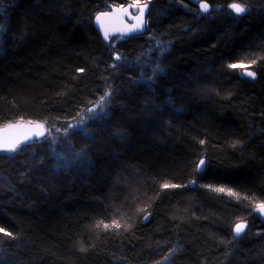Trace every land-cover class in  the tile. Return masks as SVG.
Masks as SVG:
<instances>
[{
	"label": "trees",
	"instance_id": "trees-1",
	"mask_svg": "<svg viewBox=\"0 0 264 264\" xmlns=\"http://www.w3.org/2000/svg\"><path fill=\"white\" fill-rule=\"evenodd\" d=\"M134 1L149 4L147 30L118 40L111 69L93 18ZM196 1L0 0V126L63 133L0 154V264H264L246 203L264 202V0H205L206 14ZM246 58L255 79L227 67ZM106 89L105 112L65 133Z\"/></svg>",
	"mask_w": 264,
	"mask_h": 264
},
{
	"label": "snow or ice",
	"instance_id": "snow-or-ice-1",
	"mask_svg": "<svg viewBox=\"0 0 264 264\" xmlns=\"http://www.w3.org/2000/svg\"><path fill=\"white\" fill-rule=\"evenodd\" d=\"M129 7H136L138 10V15L134 17V19H136L138 22L134 25H132L129 29H128V33H137L140 32L145 25V20H144V11L145 9L148 7L147 3L143 4V5H130ZM201 9H203L204 12H208L209 11V5L208 3H201L200 4ZM229 7L237 14V16L246 13V11H248V9H246L244 6H242L240 3L238 2H234L232 4L229 5ZM121 11L123 12H127L126 8H123V6H121L120 8ZM110 12H105V13H99L96 16L97 21L99 22L101 20L102 17L108 16L110 15ZM5 28L2 24H0V35H3L5 33ZM104 39L105 40H109L110 36L107 30H105L104 32ZM116 60H120V56L117 55L116 56ZM252 64H255L256 61L253 60L251 61ZM112 67H116L115 64L112 65ZM228 68L230 69H236V68H242L243 69V75L250 77L252 79L256 78V72L249 70L248 66H245L243 63H229L227 65ZM79 72H83L84 69H78ZM111 96V92H105V94L103 96H101L100 98V102L94 106L93 108L88 109L89 112H95L96 108H100L101 111H103V107H104V102L105 100ZM23 122V118H20L18 121H16V124L22 123ZM29 124H32V121H28ZM13 124H8L7 127H13ZM36 127L38 129H43L44 128V124L37 122L36 123ZM68 127H73V125L69 124ZM57 131H59V129H57ZM65 131H67V129H65ZM51 130H47V135H50ZM46 136V131H38L36 133H34L33 136H25L23 139H16L13 141H9L8 139L4 138V137H0V152H7V153H15L19 150H21L22 145H25L28 142H31L33 139H39L41 137H45ZM200 143H204V141H200ZM240 143L239 141H236L233 143V147H236V145ZM206 161L204 159H200L199 164L197 166V171L202 170V168L205 166ZM192 183L194 184L195 181H192ZM161 187L163 189H169V188H177V187H181L180 185H176V184H168L165 183L163 185H161ZM210 187L211 186H207ZM213 191L216 192H225L227 191L228 195L230 196H235L237 198H239V194L238 193H234L231 190H226L224 188H214L211 189ZM245 199H247V197H245ZM256 208L258 211H260L261 213H264V203H258L256 205ZM148 217L145 216V220H147ZM100 224H103V228L105 230H110L111 228H116L119 229L121 227V224L117 221H113L111 225L100 222L97 227L100 226ZM125 230H127L128 226H124ZM246 229V224L242 221L237 222L234 226V239L236 238H240L241 235L245 232ZM0 232H4L3 228H0ZM6 236L11 237L12 239H16V237L11 233V232H5L4 233ZM94 247V245L92 246ZM80 251L81 252H87L88 248L84 247L83 245L80 246ZM178 251L177 248H172L171 251L168 253L167 256L164 257V260H169L176 252ZM158 264H160V262H158Z\"/></svg>",
	"mask_w": 264,
	"mask_h": 264
},
{
	"label": "water",
	"instance_id": "water-1",
	"mask_svg": "<svg viewBox=\"0 0 264 264\" xmlns=\"http://www.w3.org/2000/svg\"><path fill=\"white\" fill-rule=\"evenodd\" d=\"M130 5H135V4L129 3L123 7L127 9L126 13L120 10L121 8L120 6H110L107 11L99 12V13H105V12L111 13L108 16L102 17L99 22L96 19V16L99 13L96 14V16L93 19V27L98 32L103 43L109 42L110 39L112 38H118L119 40H123V39H127L130 37H138V36L143 35L146 32L147 30L146 16L148 14L149 5L147 4L148 7L144 11V20H145L144 28L140 32H137V33H128V29L132 25L138 22L136 19H134V17L138 15V10L136 7H129ZM229 9L233 12V14L237 15L230 7ZM134 10H136L137 13L136 12L134 13ZM199 10L202 13H204L203 9H201L200 6H199ZM105 30H107L109 33V36H110L109 40L104 39ZM243 76L247 77L245 75ZM36 123L37 122H33L32 124H29L28 122H22L19 124L11 123L14 125L13 127H7L8 124L4 126H0V137H4L8 139L9 141H13L16 139H23L25 136H33L34 133L38 131H46V136H47V128L45 124H44L43 129H38L36 127ZM46 136L41 137L39 139H33L31 142H28L25 145H29L34 142L42 141L44 138H46ZM0 154H13V153L0 152ZM254 214L257 215L264 222V213H261L256 208L254 209Z\"/></svg>",
	"mask_w": 264,
	"mask_h": 264
},
{
	"label": "rangeland",
	"instance_id": "rangeland-1",
	"mask_svg": "<svg viewBox=\"0 0 264 264\" xmlns=\"http://www.w3.org/2000/svg\"><path fill=\"white\" fill-rule=\"evenodd\" d=\"M137 4H139V5H143V4H145V3H147V2H144V3H142V2H137V1H135ZM201 3H206V1L205 0H197L196 1V6H197V8L200 6V4ZM242 6H244L245 8H246V6L245 5H243V4H241ZM107 8H105L104 10H106ZM247 9V8H246ZM199 10V9H198ZM209 10H210V8H209ZM199 12L200 13H202L200 10H199ZM205 14L207 13V12H204ZM203 13V14H204ZM144 35V34H143ZM112 42L111 43H109V42H107V43H104V44H110L109 46H107V48H109L108 49V51H109V53H110V56H111V63H110V68L111 69H114V68H118V67H121L122 65H124V60H125V57L123 58L122 57V52H121V50H118L117 51V47H116V44H117V42H118V38H112V39H110ZM146 40H147V45H146V47H145V49H146V51L147 52H150L151 51V48L153 49V47H155V45H157L158 46V44H157V41L156 42H154V40H152V38H151V36H149V35H147L146 36ZM152 41V42H151ZM103 42V41H102ZM117 55H119L120 56V60H116V56ZM251 61H252V59H245V60H242V62H238V63H243L245 66H248L249 67V70H252V63H251ZM113 64H115L116 65V67H112V65ZM126 65V64H125ZM123 67V66H122ZM238 69V73H239V75L240 76H243V69L242 68H237ZM253 71V70H252ZM244 77V76H243ZM245 78H248V77H245ZM109 90H105L104 92H103V94L101 95V96H103L104 94H105V92H108ZM207 91V87H205L204 89H203V92H206ZM101 96L96 100V102H94V103H91V104H89L86 108H84L82 111H80L79 112V114L76 116V118L75 119H73L72 121H69V122H67L66 123V125L64 126V128L65 129H67V131H65V129H64V132L66 133V132H69L70 130L71 131H73V130H76V129H78V128H80V127H82L83 125H85L86 123H89V122H93V121H95L96 119H98L104 112H105V110H106V108H107V106H108V103H109V98H110V96L105 100V102H104V107H103V111H101L100 110V108H96V111L95 112H89L88 111V109H90V108H93L94 106H96L99 102H100V98H101ZM69 124H71V125H73V127H68V125ZM63 132V131H62ZM62 134L63 133H58V134H56V135H54V132L53 133H51L50 135H51V143L52 144H54L55 145V143H56V141H58L59 140V137H61L62 136ZM49 135V136H50ZM54 135V136H53ZM49 136H48V138H49ZM50 139V138H49ZM43 140H46V138H44ZM40 142V141H39ZM30 145V144H29ZM199 164V163H198ZM204 168V167H203ZM201 172V171H200ZM225 189V188H224ZM226 190H229V189H226ZM214 192H216V191H214ZM233 192V191H232ZM216 193H221V194H224V195H226V196H228V197H232L233 199H239V198H241L240 196H239V198H237V197H235V196H230V195H228V193H227V191H225V192H216ZM247 204H248V206H250L253 210L252 211H254V209H256V205L258 204V203H264V202H258V201H256V200H247V202H246ZM113 221H117V222H119L120 224H122L123 225V223H122V221H120V219H119V217H116V219H113L112 220V222ZM240 222V221H239ZM242 222H244V221H242ZM245 223V222H244ZM235 226V225H234ZM246 230V229H245Z\"/></svg>",
	"mask_w": 264,
	"mask_h": 264
},
{
	"label": "bare ground",
	"instance_id": "bare-ground-1",
	"mask_svg": "<svg viewBox=\"0 0 264 264\" xmlns=\"http://www.w3.org/2000/svg\"><path fill=\"white\" fill-rule=\"evenodd\" d=\"M130 3H134L135 5L137 4L135 1H134V2H130ZM233 3H234V2H233ZM127 4H129V3H127ZM127 4H125V5H127ZM147 4H148V3H147ZM230 4H232V3H230ZM230 4H229V5H230ZM125 5H111V6H120V7L123 6V7H124ZM148 5H149V4H148ZM229 5H228L227 9L233 14V12L229 9ZM109 7H110V6H109ZM109 7H108V8H109ZM108 8H107L106 10H104V11H107ZM198 9H199V7H198ZM135 11H136V10H134V13H135ZM101 12H103V11H101ZM98 13H99V12H98ZM136 13H137V12H136ZM148 13H149V9H148ZM244 14H245V13H244ZM233 15H234V16H237V15H235V14H233ZM242 15H243V14H242ZM95 16H96V15H95ZM95 16H94V17H95ZM147 16H148V14H147ZM147 16H146V22H147ZM239 16H241V15H239ZM93 19H94V18H93ZM123 40H124V39H123ZM242 73H243V72H242ZM27 122H28V121H27ZM39 123H41V122H39ZM9 124H10V123H9ZM6 125H7V124H6ZM3 126H4V125H3ZM45 126H46V125H45ZM46 128H47V127H46ZM47 130H48V129H47Z\"/></svg>",
	"mask_w": 264,
	"mask_h": 264
},
{
	"label": "flooded vegetation",
	"instance_id": "flooded-vegetation-1",
	"mask_svg": "<svg viewBox=\"0 0 264 264\" xmlns=\"http://www.w3.org/2000/svg\"><path fill=\"white\" fill-rule=\"evenodd\" d=\"M136 12V11H135ZM249 79H251V78H249ZM252 80V79H251ZM253 213H254V211H253ZM257 216V215H256ZM259 218V217H258ZM260 219V218H259ZM261 220V219H260ZM262 221V220H261ZM232 234H233V237H234V226H233V228H232Z\"/></svg>",
	"mask_w": 264,
	"mask_h": 264
}]
</instances>
